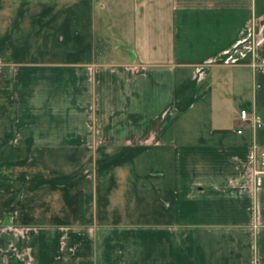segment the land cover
Instances as JSON below:
<instances>
[{
	"label": "crops",
	"instance_id": "1",
	"mask_svg": "<svg viewBox=\"0 0 264 264\" xmlns=\"http://www.w3.org/2000/svg\"><path fill=\"white\" fill-rule=\"evenodd\" d=\"M263 151L264 0H0V264H264Z\"/></svg>",
	"mask_w": 264,
	"mask_h": 264
},
{
	"label": "built area",
	"instance_id": "2",
	"mask_svg": "<svg viewBox=\"0 0 264 264\" xmlns=\"http://www.w3.org/2000/svg\"><path fill=\"white\" fill-rule=\"evenodd\" d=\"M239 118L242 121L248 120L249 119V113H248V111L246 109H241L240 112H239ZM255 123H256V126H260V122L257 121L256 119H255ZM238 132L240 133L241 130H238ZM260 162H261L262 167H263L262 170H261V172L264 173V151L261 154V161Z\"/></svg>",
	"mask_w": 264,
	"mask_h": 264
},
{
	"label": "trees",
	"instance_id": "3",
	"mask_svg": "<svg viewBox=\"0 0 264 264\" xmlns=\"http://www.w3.org/2000/svg\"><path fill=\"white\" fill-rule=\"evenodd\" d=\"M13 262H14V264H21V263H20L19 261H17V260H14ZM81 264H87V263H84V262H83V263H81Z\"/></svg>",
	"mask_w": 264,
	"mask_h": 264
}]
</instances>
